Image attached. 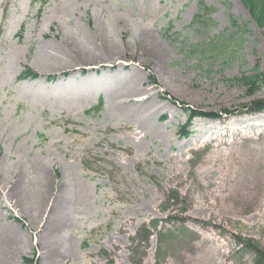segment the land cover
Segmentation results:
<instances>
[{
  "label": "rangeland",
  "instance_id": "obj_1",
  "mask_svg": "<svg viewBox=\"0 0 264 264\" xmlns=\"http://www.w3.org/2000/svg\"><path fill=\"white\" fill-rule=\"evenodd\" d=\"M64 38L118 54L63 73L47 62ZM255 71L264 26L242 0H0V264H258L249 190L212 214L193 202L217 153L264 171V112L249 111L264 82H236ZM188 110L219 118L184 135ZM43 176L49 203L32 212Z\"/></svg>",
  "mask_w": 264,
  "mask_h": 264
},
{
  "label": "bare ground",
  "instance_id": "obj_2",
  "mask_svg": "<svg viewBox=\"0 0 264 264\" xmlns=\"http://www.w3.org/2000/svg\"><path fill=\"white\" fill-rule=\"evenodd\" d=\"M97 34L104 36L105 32L99 31ZM53 50H55L57 56L49 59L47 63L51 69H60V71H62L63 73L72 71L77 66L82 67V64L85 62L95 63L96 66H98V62L103 60L107 61L112 57L117 56L118 54L117 49L112 45L109 47V49L102 50L97 54L95 52H89L85 49L80 48H78L74 53L76 47L73 45V43H71V40H67L65 38L63 39L61 45L58 47H54ZM76 61L80 64L74 66V62ZM106 64L107 62H105L104 67H107ZM104 67H102L101 69H104ZM91 70H93V68H91ZM132 93L135 94L133 95ZM137 94L138 92L134 88L133 92L129 94L127 93L125 95V99L131 100L134 96H137ZM145 96H148L147 91L145 92ZM137 104V106H139V108L141 109L139 110V112H142L143 109L148 106L149 98L147 97L143 101H137ZM211 160V167L207 168L202 174H206L205 176L212 175L215 178L210 180L207 184L206 188L208 189V191L206 193L204 192L205 196H198L193 200L195 209L199 211L207 210L208 212H211V214L216 213L217 210L225 211L228 208L223 205V203L227 198L235 195L238 196L242 202V200L247 197V194L244 195L243 192L249 190L250 205L252 207H256L258 211L253 210L250 213L251 216L247 219L251 222V226L258 225L261 222V218H264V171L258 172L253 169V171L251 172V170L249 169L251 163L248 158L242 157L239 159L232 152L224 155V157L222 153H217V155ZM43 178V184L40 188V191L37 193V196L35 197L36 200L31 203L32 210L30 211L32 212L43 211L49 203V179L48 176H43ZM211 187L212 190L209 192ZM8 196L15 202L17 206L21 204L23 205V197L17 195L16 189L10 192ZM61 201V198L56 199V204L54 203V206L52 207L53 212L56 213L58 211ZM259 202L260 207H257V204H259ZM233 221L237 222V219H233ZM56 225L61 226L58 223ZM129 225L130 223L127 222L124 226L127 227ZM58 230L59 229H56L55 232H57ZM16 245L17 244L15 243V246ZM7 247H10V245ZM12 250L13 247H10L9 252H11ZM220 255L222 258L226 256V254L222 252ZM6 256L7 258L10 257V255L8 254ZM52 257L53 259L57 260L60 255L58 252L54 251ZM122 257L126 258L124 254L122 255ZM207 263L209 264L210 261H208ZM4 264H9V262ZM216 264H222V262L217 261Z\"/></svg>",
  "mask_w": 264,
  "mask_h": 264
},
{
  "label": "trees",
  "instance_id": "obj_3",
  "mask_svg": "<svg viewBox=\"0 0 264 264\" xmlns=\"http://www.w3.org/2000/svg\"><path fill=\"white\" fill-rule=\"evenodd\" d=\"M243 5L245 8L249 11L252 18L260 25L264 26V0H242ZM37 75L32 73L31 71H28L25 73L22 77V79H28V78H36ZM152 84H157L154 78H151ZM237 83L242 85L243 87L247 88L249 91H253L258 88L263 82H264V74L259 71H255L253 75L249 76H243L241 79L236 80ZM174 103V102H173ZM99 111L98 109L96 110ZM251 113H260L264 111V100L263 101H257L253 104V108L249 110ZM188 115V126L197 117H205V118H211L216 119L219 118L215 114H206L201 111H187ZM230 113L226 112V115H229ZM231 115V114H230ZM188 127L183 128V134L186 135ZM257 253V263L261 264L264 262V252L258 249H254ZM28 263H33V261H29Z\"/></svg>",
  "mask_w": 264,
  "mask_h": 264
}]
</instances>
